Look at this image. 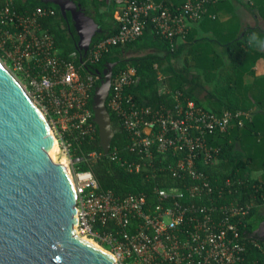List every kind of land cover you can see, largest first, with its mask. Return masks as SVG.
I'll use <instances>...</instances> for the list:
<instances>
[{"label":"built area","instance_id":"2783aa9c","mask_svg":"<svg viewBox=\"0 0 264 264\" xmlns=\"http://www.w3.org/2000/svg\"><path fill=\"white\" fill-rule=\"evenodd\" d=\"M113 1L117 32L88 49L81 68L97 62L110 47L136 40L148 24L172 47L174 38L187 33L188 24L201 20L209 3L182 0L171 11L162 1ZM54 14L41 7L18 13L12 0H2L0 58L7 65L0 62L16 79L14 71L21 75L37 103L27 95L67 159L75 193V234L97 243L117 264H257L247 263V243L260 249L264 264L263 247L240 227L253 201L228 199L231 187L244 181H219L206 172L218 163L221 137L232 124L242 127L248 113H216L190 100L180 101L178 92L168 111L138 105L126 92L137 83L135 68L120 71L111 78L107 107L127 132L126 149L135 156L120 165L129 173L159 175L161 181L152 184L153 200L144 193L119 197L101 191L92 173L75 170L78 159L70 157L71 139H91L95 133L88 107L94 77L80 74L75 52L59 56L53 36L41 26L42 19ZM111 159L118 160L115 152ZM259 199L264 206V196Z\"/></svg>","mask_w":264,"mask_h":264},{"label":"trees","instance_id":"16d2710c","mask_svg":"<svg viewBox=\"0 0 264 264\" xmlns=\"http://www.w3.org/2000/svg\"><path fill=\"white\" fill-rule=\"evenodd\" d=\"M2 0H0L1 2ZM79 3L85 15L92 18L99 28L92 37L89 49L99 42L116 34L118 22L114 18V13L117 6L113 0H74ZM171 11H175L176 7L180 6L182 0H161ZM159 2V1H157ZM208 5V4H207ZM12 7L18 13H29L37 7L51 8L55 11L54 16L41 20V26L46 29L54 38L55 47L59 56L67 58L71 53H76L74 64L81 75L88 74L94 77V87L88 101L89 110L92 111V97L95 88L102 80V70L106 65L115 63L112 68V80L122 70L133 67L136 70L137 83L130 87L126 92L130 93L138 105L149 106L154 109L163 107L167 111L173 108L175 92L179 93V100H190L196 105L205 107L199 96L204 91L205 78L201 74H206V71H201L197 67V60L203 58L207 51L205 40L201 42L189 41V28L183 36H178L170 42L162 36H159L150 24L145 27L143 34L136 40L123 45L110 47L97 62L89 64L85 63L84 68L80 67L79 52L75 49L78 41L77 34L73 28L70 16L67 13L65 20L57 6L51 3H43L40 0H12ZM207 8V6H206ZM206 14V12H205ZM204 14V15H205ZM241 41L238 39L232 40L225 44L227 52L238 66L240 62L233 60L235 56L243 54ZM128 52L141 53L132 57H125ZM85 57L83 58V61ZM182 61L175 66V62ZM109 113L111 128L114 132L110 143V150L107 155L103 154L99 144L97 126L95 133L91 139H71L70 157L78 159L74 164V169L77 171H89L94 176L99 189L101 191H110L113 195L123 197L128 194L144 193L148 199L153 200L151 193L152 184L159 180V175L155 177H146L141 174L129 173L120 165V161L133 160L134 155L127 151L128 134L122 128L117 116L107 107ZM239 108L227 106L221 110H211L216 113L223 111L235 112ZM243 111V110H240ZM257 129L253 121H246L242 127L237 124H232L228 133L221 137V153L218 157V163L215 165L214 171L209 168L206 170L209 175L216 176L219 181H224L230 178L232 183L242 180L244 185L238 186L234 184L231 187L232 195L228 199H236L242 202L253 201L247 215L243 218L241 231L248 238H252L264 249V206L262 205L259 196H264V157L260 163L261 176H255V161L250 154H243L235 149V142L244 137V134L255 136ZM95 152L96 157H90L89 154ZM113 152L116 153L118 160L111 159ZM258 168V167H257ZM257 188L256 192L254 186ZM161 187L166 186L161 183ZM225 191H227L225 189ZM247 263L257 261L260 264L262 254L260 249L254 245L247 243Z\"/></svg>","mask_w":264,"mask_h":264},{"label":"water","instance_id":"95a60500","mask_svg":"<svg viewBox=\"0 0 264 264\" xmlns=\"http://www.w3.org/2000/svg\"><path fill=\"white\" fill-rule=\"evenodd\" d=\"M40 1L57 6L65 20L69 13L82 64L98 26L74 0ZM114 65L102 70L92 97L104 155L114 135L105 106ZM53 139L44 115L0 62V264H117L75 234V193Z\"/></svg>","mask_w":264,"mask_h":264},{"label":"crops","instance_id":"0c3cea01","mask_svg":"<svg viewBox=\"0 0 264 264\" xmlns=\"http://www.w3.org/2000/svg\"><path fill=\"white\" fill-rule=\"evenodd\" d=\"M253 33L257 37L253 44L259 46L264 41V0H209L206 14L190 25L189 41L204 39L208 47L197 60V67L206 71L201 74L205 81L199 96L203 105L217 111L233 106L248 113L246 121H253L255 136L244 134L234 145L238 152L254 158V174L260 177L264 157V50L249 44ZM235 39L243 48V54L233 58L240 62L238 66L225 46Z\"/></svg>","mask_w":264,"mask_h":264},{"label":"bare ground","instance_id":"6f19581e","mask_svg":"<svg viewBox=\"0 0 264 264\" xmlns=\"http://www.w3.org/2000/svg\"><path fill=\"white\" fill-rule=\"evenodd\" d=\"M51 132V130H50ZM52 152H53V155L55 157V160L56 162H58L59 164L62 165V167L64 168V170L66 171V173L68 174V166H67V159L66 157L60 152L58 146H57V143H56V140L53 139V145H52V148H51ZM59 158V160H57L56 158ZM69 175V174H68ZM79 238L89 244H91L92 246L96 247L97 249H102L97 243H95L94 241H91L85 237H80Z\"/></svg>","mask_w":264,"mask_h":264},{"label":"rangeland","instance_id":"374dc122","mask_svg":"<svg viewBox=\"0 0 264 264\" xmlns=\"http://www.w3.org/2000/svg\"><path fill=\"white\" fill-rule=\"evenodd\" d=\"M146 52H141V53H135V52H128V53H126L124 56L125 57H132V56H136V55H142V54H145ZM1 59V58H0ZM1 62L2 63H4V61L1 59ZM4 64H6L7 65V63H4ZM178 64H181V62L179 61L178 62V60H177V62H175V66L176 67H178ZM10 70H12L11 69V67H10ZM13 71V70H12ZM14 73H15V76L17 77V80H18V82L21 84V86L25 89V91L28 93V95L30 94V96H32V98H34V102H36V99H35V97L33 96V93H32V91L31 90H29V88H28V86L26 85V83H25V81H23L22 80V77H21V75H19V74H17L15 71H14ZM37 103V102H36ZM57 160H59V158L57 157L56 158ZM58 163V162H57ZM263 230H262V232L264 231V228H262Z\"/></svg>","mask_w":264,"mask_h":264},{"label":"clouds","instance_id":"9594fccd","mask_svg":"<svg viewBox=\"0 0 264 264\" xmlns=\"http://www.w3.org/2000/svg\"><path fill=\"white\" fill-rule=\"evenodd\" d=\"M256 39H257L256 34L253 33V34L249 37V44H250V45H253V46H256V45L253 44V41L256 40ZM256 47H259L261 50H264V41H261V42L259 43V46H256Z\"/></svg>","mask_w":264,"mask_h":264},{"label":"flooded vegetation","instance_id":"af4514ba","mask_svg":"<svg viewBox=\"0 0 264 264\" xmlns=\"http://www.w3.org/2000/svg\"><path fill=\"white\" fill-rule=\"evenodd\" d=\"M69 14V13H68ZM70 16V15H69ZM71 20V19H70ZM72 22V21H71ZM73 24V23H72Z\"/></svg>","mask_w":264,"mask_h":264}]
</instances>
